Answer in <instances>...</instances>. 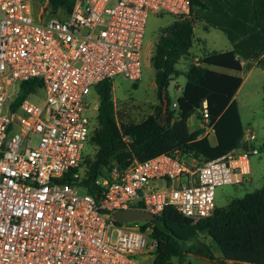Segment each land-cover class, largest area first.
<instances>
[{"label":"built area","instance_id":"2783aa9c","mask_svg":"<svg viewBox=\"0 0 264 264\" xmlns=\"http://www.w3.org/2000/svg\"><path fill=\"white\" fill-rule=\"evenodd\" d=\"M34 6L0 0V264H153V227L118 223L113 213L158 219L172 206L197 224L213 215L217 187L251 174L259 151L237 148L202 165L168 154L135 159L96 180L95 194L79 193L95 130L91 92L118 77L138 82L149 15L190 18L192 1L74 0L64 17L52 15L49 0ZM31 79L40 86L18 103ZM41 91L42 102L30 100ZM198 119L203 136L215 132L207 102Z\"/></svg>","mask_w":264,"mask_h":264},{"label":"trees","instance_id":"16d2710c","mask_svg":"<svg viewBox=\"0 0 264 264\" xmlns=\"http://www.w3.org/2000/svg\"><path fill=\"white\" fill-rule=\"evenodd\" d=\"M49 1L52 15L61 17L68 15L74 4V0ZM191 1L193 10L200 5L199 0ZM254 10L257 20L264 21V0H254ZM194 28L191 16L175 18L161 32L152 58L160 104L143 119L135 120L125 111L118 110L112 82L103 81L95 87L100 102L97 127L89 142L95 146L96 153L85 161L86 176L80 184L84 191L95 194L99 191L96 180L106 177L113 167L127 169L135 159L145 161L168 154L180 159L189 157L197 160V165H202L233 149L254 148L243 141L245 131L235 98L244 79L241 75L226 72L242 73V61L234 50H204L200 59L190 55L195 43ZM189 55V68L185 73L187 82L174 107L167 89L174 78L182 74L177 65ZM258 66L264 69V58ZM37 86H40L38 79L22 82L17 102ZM204 102H207L216 143H212L209 136H203L202 129L189 130V119L193 115L200 118ZM263 147L258 150L262 151ZM147 226L153 227V236L159 243L153 264H183L184 257L189 254L219 264L229 261L264 264V183L257 190L232 199L227 206H216L211 217L197 224H192L174 207L168 206L156 221L144 224ZM197 233L211 238L220 249L222 258L215 256L208 243L188 244Z\"/></svg>","mask_w":264,"mask_h":264},{"label":"rangeland","instance_id":"374dc122","mask_svg":"<svg viewBox=\"0 0 264 264\" xmlns=\"http://www.w3.org/2000/svg\"><path fill=\"white\" fill-rule=\"evenodd\" d=\"M35 5V9L45 4L46 0H32ZM175 18L169 14H153L148 17L145 37L143 43L142 53V75L138 82H132L122 77H118L114 80V100L119 111H125L132 116L135 120H141L147 115L154 112V108L160 104V100L157 96V85L155 81L156 70L152 63V58L155 51L156 43L159 39L161 32L166 29ZM200 29V30H199ZM203 32L199 26H197L196 34L201 35ZM193 50L190 51V55L198 48L193 46ZM201 51L198 52L202 56L204 53V46L201 45ZM206 47V46H205ZM208 49V47H206ZM206 49V51H207ZM190 55L181 59L177 68L182 72L178 77L170 83L167 92L172 103H176L180 97L182 90L187 82L186 72L189 68ZM246 81L237 94V103L240 109L241 120L245 134L253 133L255 140L250 141V145L260 149L264 146V72L261 70H255L254 72L244 73ZM135 83L137 86H135ZM44 91L40 92V97H30V100L36 103H40L44 100ZM90 100L96 107L93 113L94 127H97V115L99 96L95 91L90 94ZM164 105V104H163ZM166 105V103H165ZM197 116V115H196ZM193 122V121H192ZM96 153V148L90 142L85 145L83 150V160L81 166L86 167L85 161L88 158H93ZM186 163L191 162L189 157L184 158ZM250 163L252 172L245 178L247 182L241 185H222L216 189V204L218 207L227 206L232 199L245 196L249 192H253L262 187L264 182V147L262 151L252 153L250 156ZM251 178L252 181H248ZM80 194H85V191H80ZM145 221H139L137 224H144ZM196 237V238H195ZM204 242L211 245L214 254L217 258H222V253L217 247L215 242L211 238L203 233L194 234L188 244L192 242ZM176 262H179L177 259ZM183 264H219L215 261H210L206 258L196 255H186L183 259ZM227 264H248L243 262H227Z\"/></svg>","mask_w":264,"mask_h":264},{"label":"crops","instance_id":"0c3cea01","mask_svg":"<svg viewBox=\"0 0 264 264\" xmlns=\"http://www.w3.org/2000/svg\"><path fill=\"white\" fill-rule=\"evenodd\" d=\"M199 1L200 5L194 7L192 15L195 23L194 46L198 47L193 52V56L196 59L201 58V55L198 54L201 51V45L204 46L203 50L208 47L207 51L225 52L234 50L242 61L244 70L242 73L224 71L242 77L245 72L250 74L255 70L264 72V69L258 66L259 61L264 58V21L257 20L255 16L254 0ZM197 26L203 32L198 36L196 34ZM243 79V84L237 94L246 81V78L243 77ZM235 98L237 101V95ZM188 124L191 132L200 129V122L196 115L189 119ZM208 136L212 143H216L215 132L210 133ZM196 164L197 160L191 159L190 165ZM246 180L245 182H247ZM248 181H252V179L249 178Z\"/></svg>","mask_w":264,"mask_h":264},{"label":"water","instance_id":"95a60500","mask_svg":"<svg viewBox=\"0 0 264 264\" xmlns=\"http://www.w3.org/2000/svg\"><path fill=\"white\" fill-rule=\"evenodd\" d=\"M113 219L118 223H129L139 221H156L157 217L139 209L118 210L113 213Z\"/></svg>","mask_w":264,"mask_h":264}]
</instances>
